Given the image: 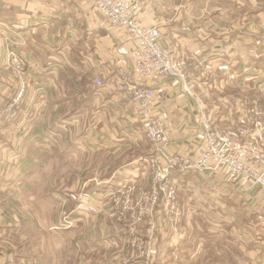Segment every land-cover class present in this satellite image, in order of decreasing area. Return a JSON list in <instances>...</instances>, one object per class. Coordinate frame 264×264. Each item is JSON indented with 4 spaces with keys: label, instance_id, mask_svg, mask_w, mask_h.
<instances>
[{
    "label": "crops",
    "instance_id": "crops-1",
    "mask_svg": "<svg viewBox=\"0 0 264 264\" xmlns=\"http://www.w3.org/2000/svg\"><path fill=\"white\" fill-rule=\"evenodd\" d=\"M171 1L139 0V19L147 25L159 23L160 43L174 51L176 59L191 60L202 74L219 80L212 89L199 77L185 85L163 82L167 94L156 110L165 113L173 148L187 150L197 144L201 133L195 101H203L202 110L215 131L220 132L215 125L224 122L225 131L234 133L241 111L249 108L241 104L246 96H230L227 86L238 77L249 76L254 82L259 73L248 66L252 60L248 53L230 52L231 22L220 27L210 17L196 22L197 16L191 14L195 8L189 5L184 12H191L192 20L182 21L183 10ZM9 40L29 60L22 109L30 116L24 119L20 114L7 121L0 114V264H54L52 248L57 244L63 245L64 264H126L129 225L111 216L110 195L125 181L143 190L151 187L144 161L150 144L138 121V109L115 86L120 71L131 69L132 38L122 27L111 26L89 0H0V112L18 87L6 65ZM96 77L103 80L101 86L94 82ZM79 173L93 181L81 184L86 180L76 181ZM82 189L90 199L88 209L77 208L78 198L74 201L68 194ZM242 191L263 198L251 188ZM252 196L250 201L256 199ZM31 204L41 212L43 226L27 217ZM75 207L82 210L79 219L62 235L55 234L63 240L46 243L42 237H52L53 224L70 217ZM159 213L145 216L144 221L156 219ZM159 220L169 229L167 238L170 232L178 235L179 230ZM142 223L141 233L144 225L148 227ZM157 236L153 234L157 243L168 241ZM159 255L152 264H264V239L222 263L201 262V254L194 260L190 256L159 260Z\"/></svg>",
    "mask_w": 264,
    "mask_h": 264
},
{
    "label": "built area",
    "instance_id": "built-area-1",
    "mask_svg": "<svg viewBox=\"0 0 264 264\" xmlns=\"http://www.w3.org/2000/svg\"><path fill=\"white\" fill-rule=\"evenodd\" d=\"M89 1L111 26L122 27L132 38L129 52L131 69L120 71L115 86L116 91L123 94L138 109V121L143 124L145 137L150 144L144 161L151 177L152 190L147 192L135 187L134 183L125 181L119 184L110 199L116 208L120 207V197L121 203L125 205L132 195V204L139 210L136 214L131 212V209H120L117 213L118 220L127 221L126 224L129 225L126 264H152L157 254L156 241L152 234L145 235L144 238L138 226L145 216H153L158 205L154 204L161 200V196L165 198L167 195V203L163 207L165 220L172 230L177 231V223L171 222H178L180 219L178 202L175 200L177 205L171 204L172 212H169L167 205L172 197L175 198V190L170 187L172 172L222 174L229 182L240 185L242 190L255 188L264 195V136L259 132L264 130V104L256 103L253 107L252 110L257 112V116L254 121L250 120L249 116L248 122L253 124L255 132L250 134L249 141H241V136L248 134L246 128H240L237 136L215 131L202 110L203 103L195 101L198 120L201 123L200 141L198 139L197 144L187 150L173 148L166 133L165 113L157 112L156 107L167 94L163 82L173 84L178 81L185 85V60L176 59L170 48L161 45V31L157 25L141 22L138 17L139 0ZM6 56V65L12 78L18 82V87L0 114L7 121L15 120L20 114L26 119L30 112L22 108L25 106V95L29 86V60L17 49L14 40L7 41ZM94 82L98 86L104 83L100 77H96ZM156 187L161 189L157 191ZM78 197L77 208L88 209L90 199L81 193Z\"/></svg>",
    "mask_w": 264,
    "mask_h": 264
},
{
    "label": "rangeland",
    "instance_id": "rangeland-1",
    "mask_svg": "<svg viewBox=\"0 0 264 264\" xmlns=\"http://www.w3.org/2000/svg\"><path fill=\"white\" fill-rule=\"evenodd\" d=\"M172 1H174V4L179 6V9L183 10L181 18L182 21L187 22L192 20L190 15L191 12L188 13L189 15L184 12L185 7L189 5L190 7L195 8L194 12L191 14L197 16L198 20H196V22L204 23L207 20L206 17H210L212 21L216 20V26L218 27L223 26L225 22H231L233 27L231 30L232 42L231 45H229V47L232 46V48L229 49L230 52H233V55L236 56V53L242 50L248 53L249 58L252 59L248 61V66H250L251 70H255L256 73H259V77H256L257 79L254 82L250 81L249 76L241 77V79L240 77L237 79L234 78L235 80L234 82H231V87L227 86L229 87L228 90L231 91L230 96H246L248 100L243 99V103L241 104L245 108L249 109L241 111L240 120L237 123V126H239L235 129V131H233L234 133L225 131L228 129H226L224 122H218V124L215 125L216 129L220 130V132L228 133L233 136H237L240 128H246L248 134L242 135L240 139L241 141H249L250 134L255 132L253 124L248 122L249 116L250 120L254 121L256 119L257 112L252 110L253 107L256 103L264 104V81L262 79L264 74V0ZM179 11L180 10H178V13ZM141 22L145 24V21L142 19ZM154 24L157 26L159 25V23ZM223 31L224 30L222 29L220 32ZM173 54H175L174 51ZM184 66L187 74L185 84H188L190 80H195V78L199 77L201 78L200 82L203 84L206 83L207 86L210 85L211 89L215 87L214 85H219V80H217L216 77H214L215 80H213L212 77H209V80L205 74L200 72L199 65L193 63L191 60L185 59ZM254 91L257 92L256 96L254 95ZM222 93L224 92H210V95H219ZM197 102L202 104L203 101ZM228 102L231 104L230 101ZM233 120L234 124H236L235 119ZM234 127L235 125L233 128ZM227 128H230V125H228ZM259 132L263 137L264 130H260ZM189 174L182 176L178 175V172L176 171L171 173V178H173V180L170 182V187L173 191L175 190V198L172 197V200L167 205H169V212H172L173 209L171 204L177 205L175 200L178 202V207L181 212L180 219L178 222H171V224L177 223L176 228L179 230L178 235H172V232H170V235L168 236L169 238H167L166 232L169 231V229L166 228L162 220L161 222L159 220L160 217L165 220L163 207L165 203H167V195L165 198L161 196V200L154 204V206L158 204L155 207V211L160 210L158 217L152 221L143 220L144 222L142 224L148 225L147 229L146 225H144L141 233L144 238L145 235H148L146 233L149 231L150 226L152 233L149 234H154V237H158L157 235H164V238L168 240L166 242L160 240L159 243L156 242L155 244V251L158 246L157 253L159 254L160 252L159 260H166L167 256L169 259H173V257H177L179 259L184 257L187 259L190 256L189 259L194 260L196 258L195 256L201 254V262L216 261L222 263L238 257L242 250H246V247L251 248L254 244H260V241L264 239V234L261 233V231L264 233V214L262 212V201L264 199V195H262L263 198H260L257 194L255 199V197L247 191H242V194V188L238 187L237 190H240V192L237 191L234 184L229 182L224 175ZM84 175V173H79L75 180H86L81 184L93 181L92 178L89 176L84 177ZM147 175L149 177L148 172ZM134 186L136 187V185ZM159 188L160 187H156L155 189L158 191ZM164 189L165 188H163V190ZM251 189L256 190L255 188ZM151 190L152 187L146 189L147 192ZM84 192L85 191L82 189L79 192H68V194L71 195V197H73L72 199L75 201L77 198L79 200V193L84 196ZM251 196L255 200L250 201ZM121 198L122 197H120V201L118 202L120 207L115 208L113 203H111V216L119 223L123 224L127 221L122 222L118 220L117 213L120 209L122 211L126 209L129 211L131 209V212L135 214L138 213L139 210L132 204V195H130L128 202L125 205L121 203ZM222 204H224L225 207H223ZM104 205H107L106 202ZM35 207L36 206H33L32 204L29 206L27 205V209H29V211L26 209L29 215L27 217H30L31 222L36 224V226H43V221L40 219V217H42L40 215L41 212H37L35 209L38 207ZM51 211L47 216L48 219ZM155 211L153 212V215ZM81 212L82 210L80 211L76 207L73 208V211H71L72 215H70V217L64 216L56 221L57 224H53L54 226L50 229V231L52 230V237L49 233L50 236H43L42 239L45 240L46 243L47 240H52V244L60 239L63 240L62 238H56L58 236H55V234L62 235V232L71 229L76 221V218L79 219ZM58 213L60 212L58 211ZM61 222L62 224H60ZM165 222L169 227L166 220ZM178 226H180V229ZM183 227L184 230L180 231ZM155 229H157V231L154 232ZM128 246L127 237L124 242L127 256ZM179 246L187 247L188 249L182 250ZM241 246L244 248L242 249ZM52 256H55L53 259L54 264H64L65 255L63 253V245H54L52 248ZM156 258L157 254H155L154 261Z\"/></svg>",
    "mask_w": 264,
    "mask_h": 264
}]
</instances>
